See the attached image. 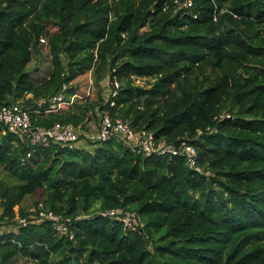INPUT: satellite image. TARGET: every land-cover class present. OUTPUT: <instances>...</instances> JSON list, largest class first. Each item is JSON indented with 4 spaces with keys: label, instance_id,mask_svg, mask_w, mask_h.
Instances as JSON below:
<instances>
[{
    "label": "trees",
    "instance_id": "obj_1",
    "mask_svg": "<svg viewBox=\"0 0 264 264\" xmlns=\"http://www.w3.org/2000/svg\"><path fill=\"white\" fill-rule=\"evenodd\" d=\"M187 1L0 0V107L33 110L34 127L87 130L107 110L158 143L187 137L213 172L119 137L94 150L38 147L0 124V164L13 179L0 181V264H264V0ZM44 47L50 69L37 79ZM90 70L98 85L109 78L108 98L100 89L45 112L65 84L80 92ZM40 191L33 205L71 216L73 239L29 217L22 203ZM109 209L135 212L134 227Z\"/></svg>",
    "mask_w": 264,
    "mask_h": 264
},
{
    "label": "built area",
    "instance_id": "obj_2",
    "mask_svg": "<svg viewBox=\"0 0 264 264\" xmlns=\"http://www.w3.org/2000/svg\"><path fill=\"white\" fill-rule=\"evenodd\" d=\"M186 5H192L191 1H187ZM42 42L46 39L42 38ZM89 90L93 87V70L88 74ZM112 92L116 96L120 88L119 79L114 76L112 79ZM92 85V86H91ZM68 85H64L63 91L54 95L50 99L48 109L45 112L61 111L63 108L74 104L78 99H84L86 95L75 92L72 95H67L65 92ZM115 101L112 102V105ZM39 111V110H36ZM33 110L24 108L19 102L5 104L0 107V124L5 126V130L26 135L31 143L35 146L50 147L57 144L66 148H78L94 150L95 146L105 142L113 137H119L121 142L137 153H142L147 156L171 155L185 157L190 168L207 177L213 175V172L201 165L200 156L196 145H194L187 137L180 138L174 142L161 141L157 142L154 139L153 133L146 131L137 132L131 122L127 119H113L109 111H104L100 115L101 126L95 127V130H87L82 126H75L73 123L56 122L49 127H34L32 122ZM230 116V114H228ZM201 133L202 131L199 130ZM32 156L29 152L27 158ZM29 217L39 216L50 220L54 228L59 234H67L70 238H74L75 229L73 226V218L62 213L48 209L43 202L38 205H33L29 208ZM119 209H109L101 212L105 216L122 221L128 228H133L136 219V213H122ZM80 217V216H78ZM7 215L2 207H0V228L3 223L8 221ZM18 223L26 226L28 217L17 215Z\"/></svg>",
    "mask_w": 264,
    "mask_h": 264
},
{
    "label": "rangeland",
    "instance_id": "obj_3",
    "mask_svg": "<svg viewBox=\"0 0 264 264\" xmlns=\"http://www.w3.org/2000/svg\"><path fill=\"white\" fill-rule=\"evenodd\" d=\"M45 48V47H44ZM43 55H37L35 59L33 60L31 66L38 67L37 70H34V75L37 77V79H42L45 77L48 73V70L50 69V57L47 54V49H43ZM93 87L89 90V78L88 75L84 74L80 76L77 80L78 85L80 86V93L86 95L85 98L91 97V99H95L97 97L98 91L101 89L103 91V94L106 98L109 97V91H110V84H109V78L103 79L100 84L98 85L95 81L94 75H93ZM150 81L152 82L153 79H138L136 82L138 84L148 86ZM92 86V85H91ZM99 120V119H98ZM98 120H96L94 117L89 121V127L91 131L95 130V127H98ZM5 180L6 182H12L13 179L8 174V171L4 168L3 165L0 164V181ZM43 195V191L38 192L37 194H33L30 196H27L25 200L23 201L22 205L29 210L30 207L33 206V200L41 197ZM15 210L19 212V206L15 207ZM3 229V228H2ZM0 233L5 232L6 230H2ZM5 229V228H4ZM20 261H28L26 257H22Z\"/></svg>",
    "mask_w": 264,
    "mask_h": 264
},
{
    "label": "water",
    "instance_id": "obj_4",
    "mask_svg": "<svg viewBox=\"0 0 264 264\" xmlns=\"http://www.w3.org/2000/svg\"><path fill=\"white\" fill-rule=\"evenodd\" d=\"M4 9H5V6L2 7V9L0 10V13H1V11L4 10Z\"/></svg>",
    "mask_w": 264,
    "mask_h": 264
}]
</instances>
